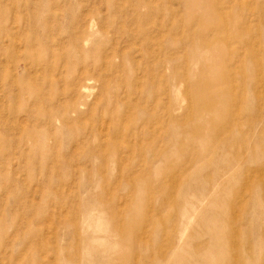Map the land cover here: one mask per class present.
Listing matches in <instances>:
<instances>
[{"label":"rangeland","instance_id":"1","mask_svg":"<svg viewBox=\"0 0 264 264\" xmlns=\"http://www.w3.org/2000/svg\"><path fill=\"white\" fill-rule=\"evenodd\" d=\"M0 264H264V0H0Z\"/></svg>","mask_w":264,"mask_h":264}]
</instances>
